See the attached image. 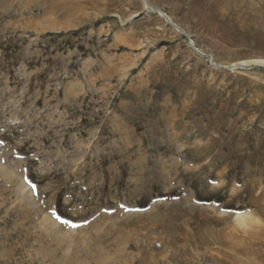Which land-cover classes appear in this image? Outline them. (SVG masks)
Listing matches in <instances>:
<instances>
[{"label":"rangeland","instance_id":"rangeland-1","mask_svg":"<svg viewBox=\"0 0 264 264\" xmlns=\"http://www.w3.org/2000/svg\"><path fill=\"white\" fill-rule=\"evenodd\" d=\"M260 61L264 0H0V264H264Z\"/></svg>","mask_w":264,"mask_h":264},{"label":"bare ground","instance_id":"bare-ground-1","mask_svg":"<svg viewBox=\"0 0 264 264\" xmlns=\"http://www.w3.org/2000/svg\"><path fill=\"white\" fill-rule=\"evenodd\" d=\"M169 21H172L170 18H169ZM260 63H264V61H260ZM241 218H243L241 215H237L236 216V219L238 220V221H241ZM247 220V219H246Z\"/></svg>","mask_w":264,"mask_h":264}]
</instances>
